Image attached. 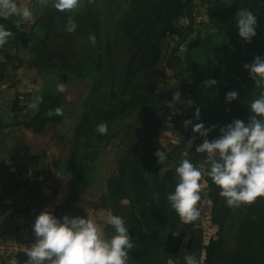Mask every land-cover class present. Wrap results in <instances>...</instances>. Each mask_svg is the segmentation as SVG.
Instances as JSON below:
<instances>
[{
	"label": "trees",
	"instance_id": "trees-1",
	"mask_svg": "<svg viewBox=\"0 0 264 264\" xmlns=\"http://www.w3.org/2000/svg\"><path fill=\"white\" fill-rule=\"evenodd\" d=\"M16 3L20 6V0ZM242 9L257 19L251 42L237 34L235 16ZM70 18L76 24L73 32L66 31ZM0 25L12 33L0 46V93L5 85L14 87L12 79L25 62L22 52L29 53L25 63L45 80L33 107L23 103L21 94H8L12 117L0 115V132L45 135L55 140L52 151L61 157L48 161L47 153L34 151L26 138L6 147L0 157L2 212L13 202L4 191L7 183L40 176L47 171L45 162L60 164L59 172L73 188L89 189L107 148L114 145L119 150L114 170L91 205L105 238L112 234L109 212L124 220L133 243L128 264H185V255L199 264H264V196L228 207L207 176V154L195 151L204 138L183 125L186 119L206 128L216 125L207 137L211 140L234 119L247 123L249 105L264 92L243 68L255 56L264 57V0H79L71 11H57L54 0H48L31 21L12 16L0 18ZM167 74L172 85L165 90L161 82ZM207 79L217 84L206 89ZM58 83L82 89L70 99L57 91ZM228 91L238 93L230 104L225 103ZM176 92L179 102L173 100ZM29 107L33 111L25 112ZM56 108L61 114L49 116ZM196 108L199 121L193 116ZM100 123L107 125L104 135L95 131ZM161 136L168 144L158 163ZM184 159L202 173L205 187L196 207L200 213L204 206L209 209L206 224L213 231L208 235L198 218L183 222L167 201L177 183L175 169ZM55 205L48 210L57 217L92 219L76 192ZM20 232L13 261L27 264L26 251L35 237L31 226Z\"/></svg>",
	"mask_w": 264,
	"mask_h": 264
},
{
	"label": "clouds",
	"instance_id": "clouds-1",
	"mask_svg": "<svg viewBox=\"0 0 264 264\" xmlns=\"http://www.w3.org/2000/svg\"><path fill=\"white\" fill-rule=\"evenodd\" d=\"M47 5L48 0H40ZM79 4V0H54L57 11H71ZM32 11L28 7L18 6L16 0H0V18L15 16L22 21L32 19ZM238 36L244 42H251L256 36L257 19L248 9L239 10L235 16ZM19 27V24H17ZM76 24L69 19L66 31L73 32ZM12 33L0 25V46L7 42ZM91 43L95 37L90 36ZM249 77L258 87H264V57L255 56L251 63H245ZM207 89L217 84L215 79L203 81ZM57 91L63 92L64 85L57 84ZM238 99L236 91L225 94V103ZM173 100L179 102L181 96L176 92ZM189 104L192 102L189 101ZM247 123L234 119L219 128V135L209 140V132L216 128H206L204 123H194L191 119L183 122L184 127L191 125L193 134L204 138L196 146L197 153L207 154L209 169L207 176L219 188V195L224 198L228 207L236 208L242 204H250L257 197L264 196V92L254 99L248 108ZM61 109L49 111L48 115H60ZM194 119L200 120V109L194 111ZM100 135L107 133L104 123L96 126ZM190 145L192 141L188 142ZM158 163L165 159L161 151H157ZM177 183L174 191L167 195L171 209L185 223L196 220L200 211L196 207L200 201L202 173L188 159L180 162L175 169ZM107 225L112 229L110 237L105 238L101 228L87 216H55L47 208L40 211L31 225L35 242L26 251L27 264H128V251L133 247L132 239L124 226L122 217L108 213ZM185 264H199L193 255H185Z\"/></svg>",
	"mask_w": 264,
	"mask_h": 264
},
{
	"label": "rangeland",
	"instance_id": "rangeland-1",
	"mask_svg": "<svg viewBox=\"0 0 264 264\" xmlns=\"http://www.w3.org/2000/svg\"><path fill=\"white\" fill-rule=\"evenodd\" d=\"M21 7H28L32 11V19L34 18L37 11L40 9L42 4L40 0H20ZM31 19V20H32ZM30 20V21H31ZM20 57L27 63L29 59V53H20ZM22 65V67L17 71L12 79V85L14 86L10 90L6 89V85L3 87V92L0 93V115H5L9 118L12 114L9 111L8 102L10 96L15 97L21 94V100L23 103H28L29 106L35 103L37 97L40 96L42 88L44 86V78L39 75L33 68L28 64ZM172 85V80H170V75L167 74L163 77L161 82V88L167 90ZM81 86L76 83L67 84L64 87L66 92V97L76 98L81 92ZM10 94V96H8ZM68 98V99H69ZM33 108L29 107L25 112H32ZM24 113H20L19 119L23 118ZM179 127V124L177 125ZM26 138V141L31 145L36 152H46V158L48 161H55L59 159L60 153L52 151L56 149L54 147L55 140L49 139L45 135H35L27 134L20 129L7 130V135H2L0 132V157L3 150L10 146L14 141H20ZM177 137L173 136V140H177ZM166 138L161 136V141L158 142L159 148H161V154L164 153V149L168 141ZM52 140V141H51ZM54 147V148H53ZM46 150V151H45ZM164 150V151H163ZM119 153V150L111 145L107 148L102 165L98 172L97 180L91 185L87 190L82 187L73 188L70 178L59 172V166L54 163L50 164L45 162V166H48L47 171L43 170L40 176L32 175L20 183H7V188L4 190L6 196L8 197L9 204L8 211L2 212L0 209V264H15L13 261V255L18 249L20 243V231L28 229L29 226L34 222L35 216L45 208L55 209V201L63 202L72 197V194L76 192L78 194V202L82 207H84L88 213H90L92 220L97 223V216L94 212L98 211L93 208L91 202L96 200L101 196L103 192V182L105 176L114 170L115 159ZM1 164V163H0ZM2 184V180H0ZM6 183V181H5ZM201 184L202 191L204 189L203 181L199 182ZM6 186V184H5ZM204 210L200 213L198 220L200 221L203 229H205L206 234H210L213 231L212 226L207 223V217L209 215V209L204 206ZM98 225V224H97Z\"/></svg>",
	"mask_w": 264,
	"mask_h": 264
}]
</instances>
